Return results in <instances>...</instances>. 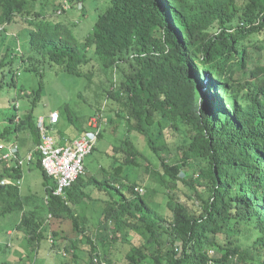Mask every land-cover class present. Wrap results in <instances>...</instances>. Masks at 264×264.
Returning <instances> with one entry per match:
<instances>
[{"label":"trees","instance_id":"trees-1","mask_svg":"<svg viewBox=\"0 0 264 264\" xmlns=\"http://www.w3.org/2000/svg\"><path fill=\"white\" fill-rule=\"evenodd\" d=\"M44 1L46 6L37 0H0V26L11 30L18 50L0 51V87L17 88L14 76L20 69L39 77L37 88L20 87L23 101L18 106L10 98L11 113L1 118L0 138L14 135L23 148L37 145L34 110L45 68L56 65L67 74L85 76L90 86L91 75L82 67L95 61L111 82L90 103L99 108L104 98L113 108L99 139L121 131L105 151L108 166L102 170L107 176L93 181L105 204L98 225L115 224L110 239L118 234L125 238L128 226L150 235L130 245L126 264H264V0H110L82 40L68 30L63 2L72 6L85 0ZM68 113L65 117L79 134L83 126ZM154 130L162 143H156ZM132 133L146 137L159 167L151 170ZM55 134L63 135L61 130ZM35 165L47 180L38 155ZM128 167L154 171L168 189L170 218L158 215L166 225L150 220L156 189L126 182L122 173ZM183 168L193 169L190 179L180 175ZM20 176L12 168L0 172V181ZM178 182L193 191L186 196L192 206L176 194ZM76 184H85L83 176L69 189L71 203L84 198L82 188L73 195ZM44 193L47 213L60 217L71 211L73 204L51 189ZM34 199L19 186L0 184V217L21 212L17 228L31 235L30 243L45 236L39 211L24 212ZM128 216L134 221L126 225ZM74 222V236H64L53 248L59 252L64 246L74 264H84L80 244L89 243L90 258L98 252L99 227L94 235L92 226ZM159 230L167 236L164 243ZM52 234L58 237V232Z\"/></svg>","mask_w":264,"mask_h":264},{"label":"rangeland","instance_id":"rangeland-1","mask_svg":"<svg viewBox=\"0 0 264 264\" xmlns=\"http://www.w3.org/2000/svg\"><path fill=\"white\" fill-rule=\"evenodd\" d=\"M29 1V0H28ZM41 4H44V0H37ZM77 1V0H73ZM78 2H75L72 6L66 10L64 13V21L68 24V30L73 33V35L82 40L87 35H89L93 29V25L98 17L99 14L105 11L107 6L110 3V0H85L82 2L83 7L81 10L74 9L75 5ZM38 4V3H37ZM70 4V3H69ZM46 6V3H45ZM37 8V5L36 7ZM47 12L51 10V6L47 7ZM11 32V30H10ZM0 51H6L9 53L10 51H18L15 40L13 39V35L10 34L9 36L0 34ZM20 70V74L17 75V86L18 89L22 87L25 91H30L38 87L39 77L32 71ZM82 71L84 73H89L91 75V85L87 86L88 80L85 76H75L71 74H67L58 66H53L52 68L46 67L43 74V88L41 93V98L38 101L35 110H34V118L36 119L40 115H48L51 111H57L61 117L59 124L55 127L57 130H61V132H65L66 128H69L73 132L76 133V130H73V125L68 122L66 119V114L68 112H72L77 117V123L79 126H85L86 120L88 116L92 115L94 111L98 109L90 103V100L93 101L94 95L96 92L100 90V88L105 87L108 88L110 86L111 79H109V75L105 74L100 70L98 64L95 61L89 63L82 67ZM116 76V78H115ZM113 76L115 79H118V74L115 73ZM111 78V77H110ZM205 89V87H204ZM13 89L4 85L0 88V117L2 118L5 115H9L11 113V100ZM104 103L103 101L100 103V106ZM111 104L109 101H106V105L104 108V115H108L111 111ZM106 117V116H105ZM156 130L152 133L153 137L157 144H160L164 141V138L158 136L155 133ZM156 136V137H155ZM121 131H117L115 135H110L108 132L104 134L102 139H99L95 145L94 151L88 155L85 159V166L88 168L90 174H94L99 170V167L102 165L108 166L106 162V148L110 142L115 141V139H120ZM166 137V135H165ZM130 138L133 140L136 148L140 151V153L146 158L149 165H151V170L159 167L160 161L154 155V153L149 149L146 137L140 134L132 133ZM28 140V138H27ZM172 140V139H171ZM169 140V141H171ZM170 149L172 148V144H169ZM162 153V152H161ZM162 155H165L163 153ZM141 162V160H139ZM142 163H144L142 161ZM107 164V165H106ZM3 164L0 162V171L2 169ZM142 170L138 167H128L124 173H122V177L126 175V182L134 183L138 182L136 186H142L146 188H155L156 193L152 198V209L153 213L150 216V220L156 221L157 224L162 225L163 222H158L160 215L166 221L170 218V210L167 207V201L169 197L167 196V191L165 187H162L158 182L157 174L153 172H149V174H144ZM193 174V169L183 168L181 176L190 179V175ZM98 176L100 178H104L107 174L103 172L102 168L98 172ZM43 179L41 177L40 172L34 168L29 174H26L22 180L21 185V192L29 193L35 195V199L33 203L26 207L27 210H38L39 213L45 218L47 214V208L42 205L44 201L45 193L43 187ZM172 185V184H171ZM118 186V185H117ZM122 188V187H121ZM79 189V185L73 188L74 191ZM92 189V186H89L86 189V192ZM127 191V189H123ZM112 191V190H111ZM176 194H178L181 199L186 200L187 203L192 206V201L188 200L186 197L188 194L193 193L190 190L188 185L182 184L180 182L177 183L175 188ZM113 195H117L115 191L111 192ZM171 194V191L169 192ZM127 195L128 192H126ZM172 195V194H171ZM92 203V207L90 208L92 214L89 216L90 218V225L92 228V234L95 235L94 229L99 227L98 233L96 234V241H97V250L99 251L98 260L101 264H126V253L130 248V245H138L144 239H148L150 237L149 233L146 232L144 229H133L132 227L128 226L126 228V236L125 238L122 237L120 234L112 238L113 233L112 230L115 228L114 223H110L105 228L100 227L97 222L99 221L98 214L100 215L101 209L100 207L103 206V202H89L86 200L85 204ZM73 206V205H71ZM89 213V210L87 211ZM80 215V214H79ZM21 213L18 211L12 212L4 217H0V263L7 261L8 264H18V257L14 254L18 252L21 248L25 251L28 250L27 242L25 239V234L22 231L16 230V225L20 221ZM129 221H134L132 217H127ZM132 218V219H130ZM78 223H79V218ZM48 223L46 225L49 231L58 232L60 233L56 241L60 240L64 236H68L69 238L74 236L72 232V227L74 226V221L70 218V216H65L63 219H56L54 217L48 218ZM95 221V222H94ZM95 224V227L93 225ZM168 223V222H167ZM163 224L166 225L164 222ZM65 229V232L62 230ZM13 231V235L11 238L7 235V231ZM158 235V239L160 243H164L166 241V234L161 233ZM101 236L102 239L99 237ZM109 237V238H108ZM11 246L6 247L5 243L9 242ZM100 240V241H99ZM86 245L82 248L85 252L82 256V263L86 264L90 260L89 257V243L85 241ZM30 248H32L31 244H29ZM48 247L45 243V240L42 241L41 246L39 248V255L35 257V254H31V262H33L34 258L36 259L35 264H62L64 263V259H69L68 256L64 257L62 254L59 253H48ZM28 257V256H27ZM147 263V262H146ZM145 263V264H146ZM148 264V263H147Z\"/></svg>","mask_w":264,"mask_h":264},{"label":"clouds","instance_id":"clouds-1","mask_svg":"<svg viewBox=\"0 0 264 264\" xmlns=\"http://www.w3.org/2000/svg\"><path fill=\"white\" fill-rule=\"evenodd\" d=\"M77 5H76L77 8L79 10H81L82 7H83V4H80L79 3ZM69 7H70L69 4L66 1H64L63 2V8H65V9L68 10ZM0 34L9 36L10 35V30L6 31L4 29V25L3 26H0ZM59 69H61V68L59 67ZM20 70H22V69H20ZM20 70H18V72H15V76H14V78H15V84H17V78H18L17 75L20 74V72H19ZM9 75L10 74H8V76ZM8 76H6V79L5 80L8 79ZM0 88H2V87H0ZM10 88L13 89V92H12L13 94L12 95L15 97L14 98L16 100L15 103L18 106L19 105V101H23V99L21 98L22 92H20V89H18V87L17 88L16 87L15 88L14 87H10ZM106 101L107 100H104V103L96 111H94V113L92 115L88 116V118L86 120V123H85V126H83V128H82V131L79 134L76 131V133H75L76 135L74 137H72L71 139L66 137V135H69V133H67V134L65 133L67 129H68V131L70 130L69 128H66L65 132H63V135L61 137H58L55 134V132L57 131V129L55 127L59 124L60 117H61V115L57 111H51V112L48 113V115H46V116L40 115V116H38L35 119L36 129H37V132L39 134V142L34 147L23 148L19 144L18 140L15 139L14 135H11L8 139L0 138V162L3 164L2 169H1L0 172H4V173L6 171L7 172H10V170L12 168L19 169L20 172H21V176L18 177V178H16V179H13L12 180L9 177L3 178L0 181V184L1 185H5V186L6 185H16V186H19L20 189H21L22 180H23L24 176L26 174H29L34 168H36L39 171V169L35 165L36 156L38 155L39 161H40V167L44 171V173L47 175V178L50 180V181H48V180H44L43 181L42 184H43V187H44V192H45V188L47 187L48 189H51L52 190V194L54 196H58L61 199L65 200V203L67 205L68 204H73V206H71V211L64 213L60 217H54V216H52L51 213H47V215H46V217L44 219L45 223L41 227V229L43 230V233L45 234L46 237L43 236V238L40 239V240L32 239V242L33 243H30L29 242V239H28L29 237L31 238V235H29V237H28L23 230H20V229L17 228V225L19 223L16 225V230L17 231H22L25 234V239H26V242H27V245H28L27 246V248H28L27 251H25V250H23L21 248L18 252H16L14 254L15 256L18 257V262H17L18 264H35V261H36L35 258H34L33 262H31V260H30L31 259V254L34 253L35 254V257L39 255V248H40L41 243H42L43 240H45V243H46V245L48 247V251L47 252L49 254L50 253H53V252L54 253H61L64 257H66V256L69 257V259H64L63 260L64 263H62V264H74V263H71V258H70V255H69L70 252L66 251L64 249V246H61L60 245L59 252L58 251L57 252L54 251V250H57V249H54L53 248V245L57 244L58 241H56L57 239L53 236L52 232L49 231V229L47 228L48 226L46 225V223L49 222L48 221V218L54 217L56 219H63L65 216H70V218L72 219V221H74V219H76V222L78 223V219L77 218L80 219V217L82 215V213H80V212H83V216H85L86 217V220H88L90 222V219L88 218V216L86 215V213L89 210V213L91 215L93 210H91L90 208H87L86 209L87 206L85 204L80 203V202H83V201H86V200H90L89 202H97L98 203L100 201L101 197H103V195H102L99 187L94 186V182H93L94 179H97V180H101L102 179V178H100L98 176V172L103 167V165L101 164V166L99 167V170L96 173L90 174L89 171H88V168L85 166V159H86V157L88 155H90L94 151L95 145H96V143L99 140V136H100V133L102 131V128H104L105 121H106L105 118L107 117L106 116L107 114L104 115V108H105V105H106ZM70 113H71V115H73V113L71 111H70ZM53 116H55L56 119H53L52 118ZM93 117H98L97 124H96L95 127L89 126V124H88L89 121ZM15 121L16 122L18 121V116L15 118ZM2 122L3 121H2V119L0 117V126H1V123ZM77 125H78V123H77ZM42 128L44 130H46V132H47L46 134H48L49 136H51L53 138V140H54V147L55 148H57V147H65V146L67 147V146H70L72 144V142L76 138H78L79 136H81L83 134L84 135H87V136H90V135L95 134L97 132V134H96V141H95L94 147H93L92 151L84 158V162H83V173L80 174L70 185L63 187L62 191L59 192V193H57L58 187H59V184H58L59 178H58V176H56L54 174L48 173L47 170H46V168L43 165V158H44V156L41 153V150H40V147H39L40 144L42 143V135H43L41 133V129ZM74 129H75V127L73 125V130ZM82 176L84 178L85 184L83 186H81L79 184V189L80 190H81V188L83 189L84 198L83 199H80L79 201H77L75 203H71L69 201V189ZM44 184H47L46 187H45ZM89 186H92V189H90L88 191V193H87L86 192V189ZM21 193L23 195H26V193H23V192H21ZM73 193H74L73 195H76V192L75 191ZM27 194H29V193H27ZM67 195H68V197H67ZM44 198L46 199V196ZM87 205H91V207L93 206L92 203H89ZM102 205L103 206L100 207L101 210L103 209V207H104L105 204L103 203ZM24 212L25 213H30L31 211L30 210H27L26 211V207H25ZM100 215H101V213H100ZM100 215L98 214L97 217H99ZM110 223H112V222L109 221L108 224H110ZM97 224H98V222H97ZM89 226H91V225H88L87 227H89ZM79 227H82V226H80V224H79ZM97 228L98 227H96V229ZM62 230L65 232V229H62ZM72 231H75V229L72 228ZM59 234L60 233H58V235ZM7 235L11 238V236L13 235V231H11V230L7 231ZM80 235H82V234H79V236ZM29 244H31L32 248H30ZM5 245H6V247L11 246L10 239H9V242L5 243ZM99 255H100L99 254V251L92 254V257L90 259H91V261H92L93 264H101L100 261L98 260ZM95 258L98 260L97 263L94 261ZM4 262L6 264H8L7 261H4ZM2 263H0V264H2Z\"/></svg>","mask_w":264,"mask_h":264},{"label":"built area","instance_id":"built-area-1","mask_svg":"<svg viewBox=\"0 0 264 264\" xmlns=\"http://www.w3.org/2000/svg\"><path fill=\"white\" fill-rule=\"evenodd\" d=\"M56 119L55 116L52 117ZM98 117H93L89 121V126L95 127ZM42 143L40 150L43 154V165L47 172L58 176V191L61 192L63 187L70 185L80 174L83 173L84 158L92 151L96 134L90 136L81 135L76 138L70 146L54 147V140L51 136L46 134V130L41 129ZM135 191L142 194L144 191L141 187H136ZM97 263L98 260L95 258Z\"/></svg>","mask_w":264,"mask_h":264},{"label":"crops","instance_id":"crops-1","mask_svg":"<svg viewBox=\"0 0 264 264\" xmlns=\"http://www.w3.org/2000/svg\"><path fill=\"white\" fill-rule=\"evenodd\" d=\"M66 134L67 133H69V135H66V137L67 138H72V137H74L76 134H75V132H73L72 130L70 131H68V129L66 130V132H65ZM88 175V174H87ZM47 180L48 181H50L48 178H47ZM76 192V194H79L80 193V189H78V190H76L75 191ZM90 201V200H89ZM85 202L86 201H83V202H80V203H82V204H85ZM87 207H91V205H87V204H85ZM87 209V208H86ZM80 213H82V215H81V217H80V219H79V224H80V226H84V227H86V226H88V225H90V222L88 221V220H86V217L85 216H83V212H80ZM85 214V213H84ZM86 215L88 216V218L90 219V213H86ZM94 224V223H93ZM81 248L84 246V242L82 241L81 242ZM71 263H73V261H71Z\"/></svg>","mask_w":264,"mask_h":264}]
</instances>
